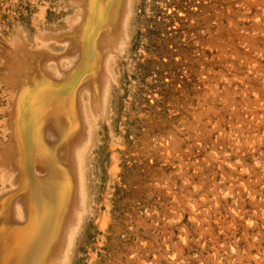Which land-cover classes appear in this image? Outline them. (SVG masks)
<instances>
[{
  "label": "rangeland",
  "instance_id": "obj_1",
  "mask_svg": "<svg viewBox=\"0 0 264 264\" xmlns=\"http://www.w3.org/2000/svg\"><path fill=\"white\" fill-rule=\"evenodd\" d=\"M110 1L92 4L90 22L106 29L122 19L124 33L109 58L105 109L92 113L85 102L83 197L71 218L69 200H52L65 236L51 258L264 264V0ZM77 9L73 0H0V151L13 98L3 82L11 43L61 53L50 35L69 30ZM89 66L93 77L102 72L97 59ZM49 69L57 71L54 62ZM10 188L0 174V194ZM48 229L30 237L51 236ZM22 244L3 247L25 254Z\"/></svg>",
  "mask_w": 264,
  "mask_h": 264
},
{
  "label": "bare ground",
  "instance_id": "obj_2",
  "mask_svg": "<svg viewBox=\"0 0 264 264\" xmlns=\"http://www.w3.org/2000/svg\"><path fill=\"white\" fill-rule=\"evenodd\" d=\"M73 1L78 7L77 20L70 21L69 30L49 37L64 46L61 53L52 54L44 49L31 50L25 41L14 40L11 43V54L6 57V67L2 65L5 68L4 77L2 76L5 80H2L8 84L13 98L7 115L9 136L0 151V174L2 178L7 175L11 185L9 190L0 194V221L4 225H10L9 229L0 227V264H55L54 259L59 256L51 258L49 251L62 248V237L65 234L59 236V229L64 224L60 223L63 213L58 209L59 206L52 207V202L69 200L71 218V214L77 209V198L82 196V175L78 166L83 140L88 131L85 102H88L92 113L105 109L108 62L111 54L119 48L124 29L122 19L115 27L109 21L106 29L90 22L95 15L93 8L96 2L103 4L107 0ZM126 2L124 0L125 5ZM122 16L124 17L123 13ZM42 41L46 42L47 39ZM94 59L100 62L102 72L93 77L89 64ZM65 61L69 63L68 67H63ZM50 62L55 63L57 71L49 69ZM39 91L42 100L41 115L36 99ZM78 183L80 190H77ZM33 185H40L42 190L32 189ZM78 191L80 192L77 193ZM19 203H24V212L16 210V204ZM48 216L51 217L49 226L53 227V233L48 237L37 234V240H33L32 232L35 234L39 229L49 227L46 222L36 223L37 219L43 220ZM15 242L24 243L22 246L27 244L24 247L25 254L3 247ZM37 242L42 244H36ZM28 245L30 246L27 247ZM59 253L61 252L57 255Z\"/></svg>",
  "mask_w": 264,
  "mask_h": 264
}]
</instances>
